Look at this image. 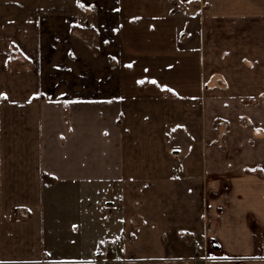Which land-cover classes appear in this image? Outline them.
I'll return each instance as SVG.
<instances>
[{
	"label": "crops",
	"instance_id": "0c3cea01",
	"mask_svg": "<svg viewBox=\"0 0 264 264\" xmlns=\"http://www.w3.org/2000/svg\"><path fill=\"white\" fill-rule=\"evenodd\" d=\"M0 93V264H264V0H0Z\"/></svg>",
	"mask_w": 264,
	"mask_h": 264
},
{
	"label": "rangeland",
	"instance_id": "374dc122",
	"mask_svg": "<svg viewBox=\"0 0 264 264\" xmlns=\"http://www.w3.org/2000/svg\"><path fill=\"white\" fill-rule=\"evenodd\" d=\"M79 26L84 27V25ZM88 34L92 36L91 33ZM87 41L89 44H93L94 40L88 39ZM50 190L52 194L50 192L47 194L46 210L59 215L46 214L49 218H47L45 232V250L48 254L65 258L67 257V187L53 184L50 185Z\"/></svg>",
	"mask_w": 264,
	"mask_h": 264
},
{
	"label": "built area",
	"instance_id": "2783aa9c",
	"mask_svg": "<svg viewBox=\"0 0 264 264\" xmlns=\"http://www.w3.org/2000/svg\"><path fill=\"white\" fill-rule=\"evenodd\" d=\"M117 246V243L115 241H113L110 244V248L111 249H115ZM193 251L194 253H198L200 251V247L198 244H194L193 245ZM191 264H212V260L209 257H205V256H196L193 259L190 260ZM89 264H119L116 261H111V260H107V259H95L91 262H89Z\"/></svg>",
	"mask_w": 264,
	"mask_h": 264
},
{
	"label": "snow or ice",
	"instance_id": "6c2138e0",
	"mask_svg": "<svg viewBox=\"0 0 264 264\" xmlns=\"http://www.w3.org/2000/svg\"><path fill=\"white\" fill-rule=\"evenodd\" d=\"M83 6V5H82ZM129 66H131V65H129ZM141 83L143 82V81H140ZM153 83H155V81H153ZM0 95H4L3 93H0Z\"/></svg>",
	"mask_w": 264,
	"mask_h": 264
},
{
	"label": "bare ground",
	"instance_id": "6f19581e",
	"mask_svg": "<svg viewBox=\"0 0 264 264\" xmlns=\"http://www.w3.org/2000/svg\"><path fill=\"white\" fill-rule=\"evenodd\" d=\"M106 259V258H105Z\"/></svg>",
	"mask_w": 264,
	"mask_h": 264
}]
</instances>
